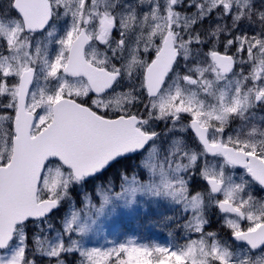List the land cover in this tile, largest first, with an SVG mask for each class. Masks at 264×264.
<instances>
[{"label": "snow or ice", "instance_id": "6c2138e0", "mask_svg": "<svg viewBox=\"0 0 264 264\" xmlns=\"http://www.w3.org/2000/svg\"><path fill=\"white\" fill-rule=\"evenodd\" d=\"M0 264H264V0H0Z\"/></svg>", "mask_w": 264, "mask_h": 264}, {"label": "rangeland", "instance_id": "374dc122", "mask_svg": "<svg viewBox=\"0 0 264 264\" xmlns=\"http://www.w3.org/2000/svg\"><path fill=\"white\" fill-rule=\"evenodd\" d=\"M147 215L148 218H145ZM153 213H145L142 209L138 210L134 214H123L115 219L103 218L101 223L103 225L104 234L109 239H124L125 236H139L143 237L146 241L152 240L160 243H164L168 240L167 231L168 229L155 221V216ZM144 218L146 221H144ZM137 221L147 223L144 229L139 228ZM150 227V230H149ZM147 228V229H146ZM137 232H136V231ZM149 230V231H148ZM136 234V235H135ZM136 236V237H137ZM103 243V239L99 241Z\"/></svg>", "mask_w": 264, "mask_h": 264}, {"label": "trees", "instance_id": "16d2710c", "mask_svg": "<svg viewBox=\"0 0 264 264\" xmlns=\"http://www.w3.org/2000/svg\"><path fill=\"white\" fill-rule=\"evenodd\" d=\"M148 216H149V215H147L145 218H148ZM153 217H154V216H153ZM145 218H144V221L147 220V219L145 220ZM137 222H138V223H137L136 226H138V227L141 228V229H142V228L144 229V224H145V222H139V221H137ZM135 231H136V230H135ZM136 232H137V231H136ZM135 235H136V234H135ZM136 236H137V235H136ZM137 237H139V236H137ZM139 238H140L142 241L145 240L143 237H139Z\"/></svg>", "mask_w": 264, "mask_h": 264}, {"label": "flooded vegetation", "instance_id": "af4514ba", "mask_svg": "<svg viewBox=\"0 0 264 264\" xmlns=\"http://www.w3.org/2000/svg\"><path fill=\"white\" fill-rule=\"evenodd\" d=\"M147 223H148V222H147ZM147 223H145V227L147 226ZM146 229H147V228H146ZM149 230H150V227H149ZM149 230H148V231H149Z\"/></svg>", "mask_w": 264, "mask_h": 264}]
</instances>
